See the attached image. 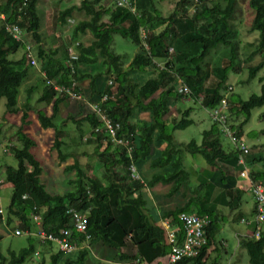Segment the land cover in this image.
<instances>
[{"label": "trees", "instance_id": "trees-1", "mask_svg": "<svg viewBox=\"0 0 264 264\" xmlns=\"http://www.w3.org/2000/svg\"><path fill=\"white\" fill-rule=\"evenodd\" d=\"M22 1L0 0V13L7 14L5 21L18 22L31 32L46 77L65 85L72 78L77 79L85 95V99L69 97L65 91H57L45 84L42 78L44 84L38 100L51 102L52 112L46 115L37 109V126L40 129H52L50 140L52 147H57L59 159L72 156L60 149V145L65 143L62 122L71 120L79 124L87 121L92 127L91 136L94 135L97 142L95 150L99 161L96 166H102L104 180L95 172L87 173L74 156L72 162H66L61 169L64 172L76 167L74 177L68 178L70 187L54 191L41 180L44 168L33 151L36 139L27 131L28 123H25L28 121L27 109L32 107L30 99L35 85L26 87L25 99L21 106L17 105L19 87L29 74L30 64L24 54L18 59L9 57V53L21 46L25 47V42L13 37L0 20V96L5 98V116L16 113L20 118L16 137L21 141L20 146L11 148L17 158V165H5L0 173L4 181L12 185L10 201L4 214L5 222L0 213V239L4 235L1 229L6 228L5 224L34 228L31 217L33 211L41 212L42 226L47 231L58 233L62 227L72 229L66 206L73 205L79 210H88L90 242L99 241L104 247L113 250L112 260L135 261L140 258L152 262L159 256H167L170 246L163 227L147 210L142 188L143 185L153 186L160 182L170 184L166 191L168 196L181 186V194L187 195L182 205L167 209L159 216L167 218L171 226L178 229L179 241L183 232L177 218L178 212L185 210L209 215L210 221L205 228L206 243L195 257L182 261L183 264H206L208 248H217L213 242L221 225L220 210L222 207L235 209L240 206L244 189L238 186L237 176L241 165L236 150H227L223 146L222 134L215 122L202 130L200 142L194 138L175 142L172 130L192 123V118L188 116L191 107L183 109L171 126L165 116L172 99L180 97L177 92L179 78L181 84L189 87L194 100H199L201 96L199 103L208 109L219 102L225 93L223 90H229V119H232V112L243 115L240 124H231L239 133H242L241 126L249 118L251 109L264 103V77H260L259 92H252L246 99L240 98L236 107L232 104L235 102L231 96L233 88L226 83L229 70L239 71L241 67L238 63L243 60L234 40L237 27L233 18L239 9L238 0H177L174 11L168 15H163L155 6L156 0H130L138 13L126 6L116 5V0L112 4L101 0L71 3L59 9L57 19L65 24L73 10L82 11L85 15L74 23L71 30V39L78 41L77 56L71 58L72 65L64 61L68 52L66 46L61 51L64 57L55 56L58 52L56 48L50 52L44 50L39 31L41 18L38 0H27L19 9ZM248 4L254 11L250 30L258 32L256 48L248 56L254 52L262 54V60L248 65V78H251L264 65V0H248ZM191 7L193 10L189 13L187 10ZM18 14L22 16L20 20ZM104 14L107 15L106 20L102 19ZM141 28L145 30V37L141 36ZM87 31L92 37L89 43H83L78 35ZM114 32L129 37L138 45L128 67L124 66L122 55L110 49ZM169 46H172L173 53L169 51ZM219 46L225 47L227 55L217 60L214 56L211 59L210 55H218L219 51L211 53V50ZM247 58L244 57V60ZM157 60L163 62V67L158 65ZM85 67H89L88 70ZM153 67L157 70L141 82L130 74L132 70L142 72ZM211 75L215 79L208 85L206 82ZM228 86H231L230 89ZM103 93L108 95L105 106L110 116L121 122L120 133L130 138L131 156L123 146L113 145L104 132L93 130L100 119L87 101L98 100ZM62 102L68 105L63 112V119L58 123L57 112ZM142 110L149 113L150 122L136 132L132 117L135 112ZM155 141L161 143L158 153H152ZM185 152L201 154L212 170L208 177L199 176L197 184L190 181V170L184 164ZM249 154L246 156L247 162L263 159L260 156L250 157ZM130 162L135 163L144 182L130 177ZM145 166L160 170L152 172L146 181L141 171ZM250 174L254 179L264 180V169H253ZM23 193L27 196L22 197ZM72 231L73 237L82 236ZM26 239L27 244L18 251L9 249L7 256L0 253V264L25 262L35 251L38 238L28 234ZM129 243L135 251L127 254L121 247L129 246ZM240 243L246 249L251 264H264V230H261L258 238L242 236ZM88 249H76V256H67L64 264H86ZM64 253L58 249L50 261L45 263L42 259L38 264H57L58 258Z\"/></svg>", "mask_w": 264, "mask_h": 264}, {"label": "rangeland", "instance_id": "rangeland-1", "mask_svg": "<svg viewBox=\"0 0 264 264\" xmlns=\"http://www.w3.org/2000/svg\"><path fill=\"white\" fill-rule=\"evenodd\" d=\"M106 1L108 4H112L113 0H101V2ZM177 0H156L155 6L161 11L163 15H168L175 9ZM80 0H38L37 8L40 14L41 22L39 31L41 33V43L45 51L50 52L52 49H57V55H62L61 51H63L64 46L73 45V41H77L71 39V30L74 23L84 17V13L82 11L73 10L72 14L68 20V22L61 23L60 20L57 19V15L59 9L63 8L66 5L71 3L78 4ZM105 2V5H106ZM239 2V9L236 11L235 16L233 18V22L237 27L236 33L234 35V40L236 41L237 51L240 55V58H243L239 61V66L241 69L239 71L229 70L228 72V79L226 83L232 86L233 94H231L233 100L232 102L234 107H236L237 102L241 99H246L252 92H259L260 90V77H264V65L261 69H259L256 74L248 78V65L255 64L262 60V54L259 52H254L251 56L248 54L251 52L252 49L256 48L257 45V34L256 30H250L251 20L254 15V11L252 7L249 6L248 0H238ZM193 8H188V12H192ZM103 20L107 19V15L104 14L102 16ZM24 29V28H23ZM91 33L89 31L79 33L78 39L81 40L83 43H89L91 40ZM23 39L25 42L30 43L33 48V54L37 56L38 63L31 66L30 72L27 77L23 80L19 87V97H18V105L21 106L24 98H25V89L28 85L35 83L36 87L32 92L30 104L32 107L27 109L29 121H26V129L29 133L33 134L34 138L36 139V145L33 147V151L36 156L41 160L43 164V172L41 175V180L47 185V187L51 190H60L66 188L67 186L70 187V183L68 182V178H72L75 175L76 167L72 169H68L62 172V166L66 162H72L74 157L79 162L80 166L85 169L87 173L96 172L103 180L104 175L102 173V166H96V163L99 161L98 154L96 152L97 142L95 140L94 135L91 136V125L87 121H83L79 124L72 122L71 120L62 122L63 128V139L65 143L60 145V149L63 152L72 154L65 157V158H57L56 152L57 147H52V143L50 140L52 129H44L42 134L36 133V110L41 108L44 111H47L49 114L51 113V107L45 101L38 100V92L43 87V80L39 77V73L37 74L34 72V67L42 66V61L37 55V43L31 35V32L27 29H24ZM144 42V41H143ZM75 45V44H74ZM138 48V45L129 37L121 35L119 32H114L112 36V40L110 42V49L114 52L120 53L122 55V59L124 60V66L128 67L129 62L128 60L132 58L135 50ZM76 50V49H75ZM219 50V51H218ZM25 51V47H19L15 51L9 53V57L12 59L20 58ZM174 50H172L173 53ZM214 51H218V55H210L211 59L216 58V60L220 56L227 55L225 51V47H217L211 50V53ZM73 51L67 52L64 61L66 64L71 62ZM171 55V54H170ZM244 57H248L247 60H244ZM126 60V61H125ZM215 60V59H214ZM215 60V61H216ZM159 66L163 63L159 60ZM72 63V62H71ZM25 64L27 65L26 61ZM164 64L161 65L163 67ZM84 68V67H82ZM89 67H85L88 70ZM160 68V67H159ZM155 67L153 69L149 68L144 71L132 70L130 74L132 77L137 79L138 81H143L147 76L153 74L155 72ZM36 75V77L34 76ZM106 77V76H105ZM33 78V79H32ZM40 80H39V79ZM215 77L213 75L207 80V84L209 85ZM77 81V79H75ZM223 90V89H222ZM227 95L230 94L229 90H223ZM180 97L178 101L171 103V107L169 106L167 115L172 117L174 113L179 112L178 115H181V111L187 107H191L189 110V117L192 118V123L188 124L186 127L183 128H175L173 129V137L175 142H186L191 138L200 141L202 137V130L207 128L210 124H212V119L209 114V109L202 106L199 100H194V98L190 95L188 97H183L179 94ZM200 96V95H199ZM185 98V99H181ZM185 100V101H183ZM183 101V102H182ZM198 101V102H197ZM49 106V107H48ZM178 107V109H176ZM61 111V107L59 109V113ZM6 106H5V98L0 96V172L3 171L2 169L5 168V165H17V158L14 156L13 150L8 146L9 142L15 144L16 146L21 145V141H19L16 137V130L19 127L17 122H13L14 120L11 119H18L20 120L19 116L14 114H8L5 116ZM21 112V111H20ZM57 112V115L59 114ZM27 117V118H28ZM231 121L234 122V125H238L241 123L243 119V115L241 113L232 112ZM58 119V118H57ZM60 123V120H58ZM64 123V124H63ZM171 126V124H169ZM241 131L246 139L247 144L250 147V157H262L261 160H254V162H247L249 172L253 169H264V103L258 106H255L251 109V113L249 118L245 123L241 126ZM223 146L225 148L231 146L230 142L226 137L223 135L221 136ZM8 146V147H7ZM10 148V150H6L3 152L4 148ZM113 147V145H112ZM191 155L188 152L184 154V164L187 168H194L195 165V156ZM121 168V167H120ZM122 169V168H121ZM190 170V169H189ZM59 171V172H58ZM194 175H190V181L194 180ZM237 180L240 183L241 180L244 183L245 178L237 176ZM264 184V180L257 179ZM246 183V180H245ZM246 188L243 192L240 208L244 209V211L251 212L252 205H253V196L250 190V187L246 185ZM182 186L170 195V203L172 206L180 205L186 198L181 194ZM12 193V185L6 181H4L3 186L1 188V203L2 207L6 209L10 197ZM163 196L168 199V195ZM187 196V195H186ZM235 210L230 209L227 207H222L220 210V214L225 216L229 221L224 220L222 218L220 228L217 230L215 237H214V244L217 248H213L212 246L209 247V256L206 259V264H210L213 258H216L221 264H230V257L231 254L237 249V236L235 231L239 229L242 225L239 222H235L234 215ZM235 222V223H233ZM264 227V224H263ZM224 242V245L220 243ZM27 244L26 236H12L9 234H4L3 237L0 239V250L3 251L1 253L7 255L8 249H14L18 251V249L22 246ZM56 244V243H55ZM226 244V245H225ZM57 245V244H56ZM92 247V242L90 243ZM237 247V248H236ZM225 249L227 251L225 252ZM239 254L238 264H251L249 261V256L244 247H239ZM77 250H73L68 252V255L73 257L76 256ZM97 256L93 253L92 250L89 252V258L86 260V264H110L106 261H102L98 256L100 253H96ZM40 255V254H38ZM31 256L21 264H32L33 262H39L40 257L32 258L30 261ZM48 259V261H50ZM62 260V259H60ZM92 260H95L92 262ZM100 260L102 262H100ZM92 263H91V262ZM35 263V264H37ZM234 264V263H232Z\"/></svg>", "mask_w": 264, "mask_h": 264}, {"label": "built area", "instance_id": "built-area-1", "mask_svg": "<svg viewBox=\"0 0 264 264\" xmlns=\"http://www.w3.org/2000/svg\"><path fill=\"white\" fill-rule=\"evenodd\" d=\"M27 0H23L19 9H22L23 5L26 4ZM116 5L126 6L131 11L138 13L134 4L130 0H116ZM7 14L5 12L0 13V20L4 22L5 29L11 33L13 37L18 40L23 39L24 29L20 26L18 22L5 21ZM21 14H18V20L21 19ZM141 36L145 37V30L141 28ZM25 42V41H24ZM75 44V45H74ZM78 41H73V45L67 46V51L71 52L76 56ZM33 46L25 42V58L28 60L30 65L37 64V57L33 54ZM76 49V50H75ZM169 51H172V46H169ZM71 63V62H70ZM72 65V63H71ZM161 66V65H160ZM73 68V67H72ZM45 79V84L50 85L57 91H65L69 97L85 99V95L78 85L77 81L72 78L68 85L58 84L54 80L46 77L45 71L40 72ZM180 85L177 87V92L183 97H188L190 93L189 87L185 84H181L180 78L178 79ZM231 86H228L230 89ZM107 93H103L98 100L87 101L92 110L98 115L100 122L93 127L94 131L104 132L113 145L123 146L126 153L131 156L132 145L130 138L128 136L122 135L120 129L122 127L121 122L114 120L105 106V101L107 99ZM201 98V96H200ZM199 98V101H200ZM185 99V98H182ZM228 95L226 93L221 96L219 102L213 107L209 108V114L213 122H215L221 134L228 139L232 144L233 148L236 150L238 163L241 165L238 176L244 177L246 184L250 187L253 196V215L249 223H253L252 236L255 238L259 237L262 230V224L264 223V184L254 179L247 165L246 156L250 153V147L246 142L243 133H239L233 121L229 119L228 111ZM10 148H14L16 145L9 143ZM7 146V147H8ZM4 148L3 151L9 150L10 148ZM129 175L133 179H138L144 182L143 177H141L134 162H130L128 165ZM4 183V178L0 174V213L3 212V207L1 203V188ZM143 190L146 189V185H143ZM27 194L23 193L22 197H26ZM66 214L69 215L72 222V229L78 233L82 234L81 237H73V231L69 227H62L58 233L47 231L42 226V214L40 211L31 212L32 221L34 223V228H21L15 227L12 229L11 234L14 236L28 235L32 234L37 236L41 243L55 242L59 250L67 253L73 250L88 247L90 248L91 234L87 231L88 222V210H79L73 205L66 206ZM177 218L182 226L183 236L182 239L178 240V229L171 226L167 218H162L160 220V225L164 229L165 239L169 244L170 248L166 256V264H183L182 261L187 258L195 257L201 247L207 241V235L205 228L209 223V215L207 213L200 214L197 212H190L182 210L178 212ZM242 220H245L242 218ZM134 264H153L152 262L138 258L135 260Z\"/></svg>", "mask_w": 264, "mask_h": 264}, {"label": "crops", "instance_id": "crops-1", "mask_svg": "<svg viewBox=\"0 0 264 264\" xmlns=\"http://www.w3.org/2000/svg\"><path fill=\"white\" fill-rule=\"evenodd\" d=\"M133 57V56H132ZM132 58H130L128 60V62L131 61ZM38 61V59H37ZM38 63V62H37ZM32 66V65H31ZM30 66V68H31ZM30 72H32L30 69H29ZM44 71V69L42 68V66L40 65V67H34V72H36L37 74L39 73V77H41V80L43 78V76L41 75L40 72ZM29 72V73H30ZM36 77V75H34ZM33 79V78H32ZM39 79V78H38ZM40 80V79H39ZM30 85H35V83L31 84ZM29 86V85H28ZM36 87V85H35ZM41 91L42 89L37 93L38 96L41 94ZM18 97H19V93H18ZM18 97H17V105H18ZM38 98V97H37ZM25 99V98H24ZM182 99V98H181ZM180 100L179 98H173L172 99V103L173 102H176ZM185 101V100H183ZM182 101V102H183ZM48 103V105H50L51 109H52V106H51V102H46ZM67 103L66 102H62L60 103L59 105V109L61 107V111L60 113L57 115V118L58 120H62L63 119V112L67 109ZM171 107V104L169 105ZM49 107V106H48ZM40 110H42L41 108H38ZM178 109V107L176 108ZM37 110V109H35ZM44 111V110H42ZM46 115H50L47 111H44ZM52 112V110H51ZM179 112H176L173 114L172 117L166 115L165 118L167 119L168 121V124H171L174 122L175 119H177L180 115H178ZM18 115V114H17ZM36 116V114H35ZM28 121H29V117L27 118ZM133 121L136 123V132H139V130L143 129V127L148 124L150 121V118H149V113L147 111H141V112H135L133 114V117H132ZM11 120H14L13 122H18V119H11ZM69 121V120H68ZM234 123V122H233ZM39 124L36 123V127H35V130H36V133H39V134H42L44 132V129H40V127L38 128ZM211 125V124H210ZM210 125L208 127H210ZM170 126V125H169ZM207 127V128H208ZM49 134H52V132L50 131ZM196 140V139H195ZM201 140V139H200ZM197 141V140H196ZM197 142H200V141H197ZM11 143V142H9ZM160 142L159 141H155L154 142V146L152 147V153H154L156 151V153L159 152V147H160ZM231 144V143H230ZM227 150H230V149H234L232 144L231 146L227 147L226 148ZM10 150V149H9ZM4 152V151H3ZM5 153V152H4ZM190 169V173L191 175H194L195 179L191 181L192 184H197L199 183L200 179H199V176H204V177H208L212 170L211 168H209V166L207 165L205 159L203 158V156L201 154L195 156V165H194V168H189ZM3 170V169H2ZM155 170H160V168H149L148 166H145L144 168L141 169L142 171V175L144 176V178L146 179V181L149 179L150 175L152 172H154ZM1 173V172H0ZM96 173V172H95ZM97 174V173H96ZM237 184L240 188L242 189H247L246 188V183H245V180H244V183L241 182L239 183L238 180H237ZM170 184H163V183H156L154 184L153 186H149L147 185L146 189L142 192L143 194V197L146 199L147 203H146V206H147V210L148 212L152 215V217H156L157 218V222L159 223L160 220L162 219L161 217H159L165 210L167 209H171V208H174V206H172L170 203V196H168V199H166L163 194L166 195V191L168 189ZM3 186V185H2ZM167 196V195H166ZM187 197V196H185ZM186 200V198H184ZM185 200L183 202H181L180 205H182ZM253 208H254V205H252V209H251V212L248 213V211H244V209L240 208V206L238 208H235V215H234V220L235 222H239L241 223L242 225L239 227L238 230L235 231V234L237 236V247H243V245L240 243V238L242 236H250L252 238H255L254 236H252V229H253V223H249L247 222V220H250L252 218V215H253ZM237 213H241L239 216H236ZM1 218H2V221L5 222V209H3V212L1 213ZM224 217V218H223ZM223 218V221L226 220V221H229L227 218H225V216L223 215L222 216ZM242 218H244L245 220H242ZM159 219V220H158ZM222 221V219H221ZM14 224L16 223L15 219H13L12 221ZM233 222V223H235ZM5 224V223H4ZM160 224V223H159ZM264 224V223H263ZM263 224H262V230H264V227H263ZM1 226V225H0ZM5 227L4 229H1L3 230L4 234H9V235H12L11 234V231L13 228L17 227H13V226H7L5 224ZM14 236V235H12ZM25 236V235H23ZM260 236V235H259ZM3 237V236H2ZM1 237V238H2ZM258 238V237H257ZM37 240V241H36ZM36 248H35V251L30 255L31 257L29 258L30 261L32 260V258H38L40 255V261L43 259V262H48V259L52 258V255L54 253H56L58 251V247L57 245L55 244V242H46V243H41L40 241L38 242V239H36ZM129 241V240H128ZM222 245H224V242H222ZM226 245V244H225ZM236 247V248H237ZM211 248V247H210ZM215 249V247L213 246L212 249ZM235 249L234 252L231 254V257H230V264L234 263V264H238L239 263V249ZM209 249V248H208ZM9 250V249H8ZM8 250H7V255H8ZM14 250V249H13ZM90 252V250L93 251V253L97 256L96 253H100V256H98V258H100L102 261H104L106 263V261L110 264H134L135 261H128V260H123V261H120V260H112L113 259V256H114V251L109 249V248H106L104 247L99 241H94L92 242V247L90 245V248L88 249ZM121 250L124 252V253H131L132 251L134 252L135 251V248L133 247V245L131 246L130 243H129V246H122L121 247ZM1 251V250H0ZM227 251V249H225V252ZM3 252V251H1ZM0 252V253H1ZM3 254V253H2ZM40 254V255H38ZM4 256H7L5 254H3ZM70 257V258H74L75 256L71 257L68 255V252L67 253H64L62 254L59 258H58V262L57 264H64V259L66 257ZM209 256V250L207 251V256H206V259L207 257ZM89 258V253H88V256ZM87 258V259H88ZM62 259V260H60ZM100 260V262H102ZM39 261V262H40ZM95 261V260H92V262ZM166 256H159L157 257L156 259H154L152 261L153 264H166ZM38 262V263H39ZM91 262V261H90ZM91 262V263H92ZM24 263V262H23ZM37 262H33L32 264H35ZM37 263V264H38ZM212 264H221L216 258H213L212 261H211ZM210 263V264H211ZM93 264H95V262H93Z\"/></svg>", "mask_w": 264, "mask_h": 264}, {"label": "clouds", "instance_id": "clouds-1", "mask_svg": "<svg viewBox=\"0 0 264 264\" xmlns=\"http://www.w3.org/2000/svg\"><path fill=\"white\" fill-rule=\"evenodd\" d=\"M91 243V242H90Z\"/></svg>", "mask_w": 264, "mask_h": 264}]
</instances>
